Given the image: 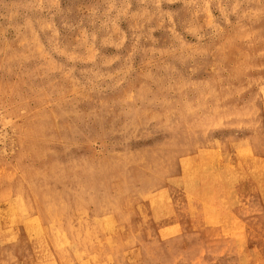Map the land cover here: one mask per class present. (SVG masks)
<instances>
[{"label": "rangeland", "instance_id": "obj_1", "mask_svg": "<svg viewBox=\"0 0 264 264\" xmlns=\"http://www.w3.org/2000/svg\"><path fill=\"white\" fill-rule=\"evenodd\" d=\"M0 242L264 264V0H0Z\"/></svg>", "mask_w": 264, "mask_h": 264}, {"label": "bare ground", "instance_id": "obj_2", "mask_svg": "<svg viewBox=\"0 0 264 264\" xmlns=\"http://www.w3.org/2000/svg\"><path fill=\"white\" fill-rule=\"evenodd\" d=\"M200 158H202V157H200ZM198 161H199V160H198ZM199 162H202L201 159H200ZM199 162H198V163H199ZM205 162H206V161H204V163H205ZM187 163H188V162H187ZM206 163H207V162H206ZM189 164H190V162H189ZM201 164H203V163H201ZM205 165H206V164H205ZM207 165H208V164H207ZM201 166H202V165H201ZM206 167H207V166H206ZM193 168H194V167H193ZM194 170H195V169H194ZM203 170H204V169H203ZM208 170H209V169H208ZM189 171H192V170H189ZM125 180H126V179H125ZM125 180H124V181H125ZM178 180H180V179H178ZM173 181H174V180H173ZM176 182H177V181H176ZM126 183H127V182H126ZM128 183H129V182H128ZM172 183H173V182H172ZM195 184H196V183H195ZM126 185H127V184H126ZM171 185H172V184H171ZM173 186H174V185H173ZM121 190H122V189H121ZM173 192H174V191H173ZM188 195H189V194H188ZM135 197H136V196H135ZM187 197H188V196H187ZM131 198H132V197H131ZM190 199H191V198H190ZM123 200H124V199H123ZM129 201H130V199H129ZM151 201H152V200H151ZM156 201H157V200H156ZM186 201H187V200H186ZM134 202H135V201H134ZM125 203H126V202H125ZM131 203H132V201H131ZM137 203H138V202H137ZM126 205H127V204H126ZM187 205H188V204H187ZM162 206H163V205H162ZM190 206H191V205H190ZM162 208H163V207H162ZM187 209H189V208H187ZM192 210H193V209H192ZM128 211H129V210H128ZM192 215H193V214H192ZM56 218H58V217H56ZM159 218H161V217H159ZM24 220H25V219H24ZM59 220H60V219H59ZM59 220H58V221H59ZM61 220H62V219H61ZM183 220H184V219H183ZM180 221H181V220H180ZM22 222H23V221H22ZM22 222H21V223H22ZM28 223H29V222H28ZM36 223H37V221H36ZM26 224H27V223H26ZM31 224H32V222H31ZM39 224H40V223H39ZM185 224H186V223H185ZM43 227H44V226H43ZM107 227H108V226H107ZM29 228H30V227H29ZM31 228H33V227H31ZM44 228H45V227H44ZM15 229H16V228H15ZM111 229H112V228H111ZM33 230H34V228H33ZM40 230H41V229H40ZM109 230H110V229H109ZM16 231H17V229H16ZM27 231H28V230H27ZM62 231H63V230H62ZM87 231H88V230H87ZM17 232H18V231H17ZM30 232H31V231H30ZM33 232H34V231H33ZM38 232H39V231H38ZM110 232H111V231H110ZM80 233H81V232H80ZM40 234H42V233H40ZM48 234H49V233H48ZM28 235H29V234H28ZM28 235H27V236H28ZM30 235H31V234H30ZM18 236H19V235H18ZM33 236H34V235H33ZM35 237H36V236H35ZM83 237H84V235H83ZM52 238H53V237H52ZM18 239H19V238H18ZM50 239H51V238H50ZM25 240H26V239H25ZM22 242H23V241H22ZM101 242H102V241H101ZM0 243H1V242H0ZM23 243H24V242H23ZM52 243H53V241H52ZM52 243H51V245H52ZM90 243H91V242H90ZM96 244H97V243H96ZM91 245H92V244H91ZM21 246H22V245H21ZM23 246H24V245H23ZM33 246H34V245H33ZM34 247H35V246H34ZM47 247H48V246H47ZM65 247H66V246H65ZM5 248H6V247H5ZM35 248H36V247H35ZM52 248H53V247H52ZM21 249H22V247H21ZM23 249H24V248H23ZM53 249H54V248H53ZM94 249H95V248H94ZM27 250H28V249H27ZM35 250H36V249H35ZM45 250H46V249H45ZM100 250H101V249H100ZM25 251H26V250H25ZM36 251H37V250H36ZM38 251H39V250H38ZM38 251H37V252H38ZM34 252H35V251H34ZM53 252H55V251H53ZM92 252H93V251H92ZM95 252H96V250H95ZM55 253H57V252H55ZM67 253H68V252H67ZM68 254H69V253H68ZM88 255H89V254H88ZM96 255H97V254H96ZM32 256H33V255H32ZM55 256H56V255H55ZM57 256H58V255H57ZM57 256H56V258H58ZM67 256H68V255H67ZM67 256H66V257H67ZM90 256H91V255H90ZM97 256H98V255H97ZM64 257H65V256H64ZM80 257H81V256H80ZM92 257H93V256H92ZM92 257H89V258H92ZM53 258H54V256H53ZM56 258H54V259H56ZM70 258H71V257L66 258V259L68 260V259H70ZM87 258H88V257H87ZM107 258H108V257H107ZM25 259H26V258H25ZM61 259H62V257H61ZM84 259H85V258H84ZM95 259H97V258H95V256H94V260H95ZM33 260H34V259H33ZM75 260H77V258H76ZM80 260H81V258H80ZM91 260H92V259H91ZM94 260H93V261H94ZM98 260H100V259H98ZM107 260H108V259H107ZM36 261H38V260H36ZM42 261H43V260H42ZM62 261H63V260H62ZM69 261H70V260H69ZM102 261H103V260H102ZM23 262H24V261H23ZM47 262H48V261H47ZM51 262H52V260H51ZM81 262H82V260H81ZM83 262H84V261H83ZM103 262H104V261H103ZM53 263H54V262H53ZM66 263L68 264L69 262H66ZM105 263H106V262H105ZM27 264H28V263H27ZM34 264H35V263H34ZM44 264H45V262H44ZM81 264H83V263H81ZM88 264H89V263H88ZM91 264H92V263H91ZM94 264H96V263H94ZM102 264H103V263H102Z\"/></svg>", "mask_w": 264, "mask_h": 264}]
</instances>
